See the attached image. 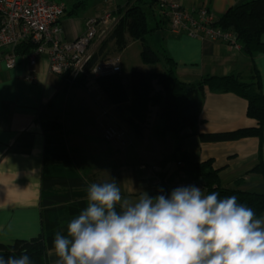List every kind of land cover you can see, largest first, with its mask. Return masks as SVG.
<instances>
[{
  "label": "crops",
  "instance_id": "0c3cea01",
  "mask_svg": "<svg viewBox=\"0 0 264 264\" xmlns=\"http://www.w3.org/2000/svg\"><path fill=\"white\" fill-rule=\"evenodd\" d=\"M56 1V0H55ZM71 11L77 0H62ZM120 0H87V8L75 16H66L61 23V40L72 41L87 30V21L112 13ZM127 1V0H125ZM184 10L209 9L218 18L230 7L248 0H175ZM160 9L153 19L161 20ZM163 43L161 49L177 64V76L184 83H195L207 75H240L253 77L249 57L223 41L195 38L186 32L171 31L168 25L156 32ZM264 41V37H263ZM129 45L131 47L132 43ZM99 48L97 42L91 52ZM161 50V51H162ZM264 90V54L255 59ZM123 69V66H122ZM124 72V69H123ZM122 72V73H123ZM248 103L235 94L208 92L201 112V124L196 130L163 134L159 108H152L142 139L128 135V145L117 148L104 141L108 127L122 125L106 95L94 80L85 88L64 92L61 76L51 74L44 58L36 67L21 59L15 69L0 68V244L31 239L42 230L40 199L46 139L42 122L60 120L64 125L69 149H88L83 154L99 158L98 170L106 179H114L121 187L122 197L135 200L140 192L158 195L150 182V172L156 169L162 177L177 171L172 156L178 145L194 162L213 160L219 170L221 184L234 187L244 178L241 190L264 193V176L251 172L264 163V143L258 138L209 143L201 135L254 128L257 122L247 115ZM86 164V160L83 161ZM103 166V168H100ZM206 195V191L203 190ZM264 219V218H263ZM50 264L58 257L52 250Z\"/></svg>",
  "mask_w": 264,
  "mask_h": 264
},
{
  "label": "trees",
  "instance_id": "16d2710c",
  "mask_svg": "<svg viewBox=\"0 0 264 264\" xmlns=\"http://www.w3.org/2000/svg\"><path fill=\"white\" fill-rule=\"evenodd\" d=\"M87 7V0H77L66 16L78 15ZM160 9V0H127L125 5L117 6L112 12L116 19L114 29L107 40L92 54L91 61L84 73L77 78L64 75V92L69 89L85 88L89 82L92 68L99 62L115 57L126 49L132 41L142 44L140 54L145 66L165 64L162 73L134 71L125 80L122 73L95 79L96 84L106 95L124 128L136 139L144 137L152 108H159V117L163 121V134L181 133L196 130L201 124V112L208 92L235 94L248 103L247 115L257 122L254 128L239 129L232 132L201 135L203 142L221 143L238 141L245 138H258L264 143V90L261 74L255 59L264 54V0H250L230 7L223 15L216 18L214 26L225 33H233L244 53L249 57L253 77L244 80L240 75H207L195 83H184L177 76V64L166 49L154 50L148 38L154 33L169 27V18L156 20V26L150 27L149 19ZM161 15V12H160ZM162 16V15H161ZM37 47L27 41L16 48L21 56L31 54ZM45 133L46 146L43 163L42 191L40 199L42 230L31 239L17 240L13 244H0V256H30L31 264H50L49 253L53 248L56 232L67 233L68 222L86 207L87 186L92 183L85 174L74 170L75 158L68 150L63 137V124L57 120L41 123ZM177 171L171 176H164L162 191L170 195L173 190L170 183L179 174L187 177L192 184L205 187L207 194L217 192L218 198L236 196L238 204L251 207L256 218L264 216V193L246 192L240 189L245 183L241 178L234 187L221 184L219 170L214 168L213 160L194 162L183 151L180 143L172 156ZM251 172L264 176V163H260ZM176 177V178H175ZM201 186V185H200ZM159 194V193H158Z\"/></svg>",
  "mask_w": 264,
  "mask_h": 264
},
{
  "label": "clouds",
  "instance_id": "9594fccd",
  "mask_svg": "<svg viewBox=\"0 0 264 264\" xmlns=\"http://www.w3.org/2000/svg\"><path fill=\"white\" fill-rule=\"evenodd\" d=\"M86 192V207L54 236L56 264H264V219L234 195L193 184L133 200L114 179ZM0 264L31 259L0 256Z\"/></svg>",
  "mask_w": 264,
  "mask_h": 264
},
{
  "label": "built area",
  "instance_id": "2783aa9c",
  "mask_svg": "<svg viewBox=\"0 0 264 264\" xmlns=\"http://www.w3.org/2000/svg\"><path fill=\"white\" fill-rule=\"evenodd\" d=\"M66 12V4L55 0H0V68L4 65L8 70L15 69L20 60L25 58L31 67H36L39 60L44 58L49 64L50 73L56 76L71 74L72 77H76L84 73L92 58L88 49L92 41L98 37L99 28L103 26L104 30L112 19L113 24L116 19L112 13L102 18H92L87 22L85 34L72 41H66L60 39L64 34L61 21ZM160 12L163 17L170 19L175 32L185 30L193 37L203 36L213 40L223 38L222 40L235 46L239 45L232 33L213 29L214 17L209 15L205 8L187 12L182 11L175 0H160ZM111 31L112 25L109 32L107 30L102 32L103 39L107 38ZM27 41L37 44L36 49L27 56L18 55L16 48ZM121 72L119 59L110 57L96 64L89 77L95 81L99 77ZM104 139L114 145H125V133L117 127H108ZM160 175L153 169L152 180L158 193L164 186ZM187 185L193 184L183 174L178 175L170 183L172 189ZM196 186L201 188L200 185Z\"/></svg>",
  "mask_w": 264,
  "mask_h": 264
},
{
  "label": "rangeland",
  "instance_id": "374dc122",
  "mask_svg": "<svg viewBox=\"0 0 264 264\" xmlns=\"http://www.w3.org/2000/svg\"><path fill=\"white\" fill-rule=\"evenodd\" d=\"M58 3H62L64 1L62 0H56ZM250 1V0H248ZM247 1V2H248ZM119 3H124L126 2L125 0H120L118 1ZM65 3V2H64ZM66 4V3H65ZM179 4V3H178ZM67 6V5H66ZM180 6V9L182 11H186L182 8V6L179 4ZM87 8V7H86ZM85 8V9H86ZM205 10L208 12L209 15L213 16L214 17V23L216 22V18L214 16V14L207 8H205ZM105 16V15H104ZM102 16V17H104ZM161 16V15H160ZM102 17H99V18H102ZM163 17V16H161ZM92 19V18H91ZM94 19V18H93ZM90 20V19H89ZM88 20V21H89ZM87 21V22H88ZM114 20L112 19V22L106 26L107 28H105L104 30H102L104 27L101 26L99 28V34H98V37H96L91 45L89 46V49H88V53L90 54H93V52H91L90 50V47L92 46V44H94L95 42L98 43L99 47L101 45V43L105 40L108 39L109 35L107 38L103 39V37L101 36L102 32L107 30L109 32V30H111V25H112V30L114 29L115 27V24L116 22L113 24ZM149 24H150V27H155L156 26V21L150 17L149 19ZM87 25V24H86ZM213 29H217V27H215L214 25H212ZM169 29L172 31H176L173 29V27H171V21L169 19ZM87 31V30H86ZM180 32H186L185 30H179L177 33H180ZM223 32V31H222ZM86 33V32H85ZM84 33V34H85ZM224 33V32H223ZM230 33V32H229ZM188 34V33H187ZM199 34H202V33H199ZM233 34V33H232ZM234 35V34H233ZM190 36V35H189ZM193 37V36H191ZM195 38H203V36H198V37H195ZM208 39H211V38H208ZM223 39V38H222ZM222 39H218V40H214V41H223L225 43H227L228 45H231L237 49H242V47L240 46V44L238 46H235L234 44L232 43H229V42H226ZM213 40V39H211ZM148 42L150 44V46L156 50L157 52L161 53L160 51L162 50L161 49V45H163V43L161 42V40L159 39L158 37V34L157 33H154L152 36H150L148 38ZM141 51H142V44L139 42V41H134L131 45V47H127L126 49H124L123 51L119 52L115 57L119 59V62H120V65H121V68L123 66V69H124V72H123V69H122V75L124 77V79L126 80L127 79V76H129L131 73H133L134 71H140V72H146V73H162L166 70V67H165V64L164 63H161L159 65H155V66H145L142 61H141V57H140V54H141ZM67 76H70L71 78H77L79 75H77L76 77H72L71 74H66ZM92 79L89 77V81H91ZM71 90V89H70ZM55 120V119H54ZM60 120L57 119V122H59ZM62 123V121H60ZM63 124V123H62ZM64 127V125H63ZM117 128H119L120 130H122L124 133H125V145L124 146H118V145H114V144H111L109 142H107L105 139L104 141L106 143H108L109 145L113 146V147H117V148H125L127 147L128 145V135L130 132H128L123 125L121 126H118ZM107 129H105L106 131ZM104 131V133H105ZM63 137H64V140H65V143H67L66 141V134H65V130L63 128ZM103 138H104V135H103ZM67 147H68V144H67ZM68 150L71 151V154L73 155V157L75 158V166H74V170H76L78 173L80 172V174H85L86 177H88L90 179V181L93 182H102V181H108L105 177V175L100 172L98 170V163H99V160L102 162L101 159L99 158H94L93 155H89V156H86L83 154L84 151H87L88 149H76V148H72L71 150L69 149L68 147ZM86 160V164L83 163V161ZM103 163V162H102ZM177 166H180V167H183L184 164L181 163L178 164ZM100 168H103V166H100ZM150 182L152 183V186L154 187V191H156L158 193V189L156 188V185H155V182L152 180V174H153V171H151L150 173ZM180 175V174H179ZM42 176H43V173H42ZM162 175L159 176V178H162L163 180V177H161ZM165 184V183H164ZM201 185V188L202 187H205L204 184L201 182L200 183ZM204 189V188H203ZM160 193V192H159ZM264 218V216H263ZM262 218V219H263Z\"/></svg>",
  "mask_w": 264,
  "mask_h": 264
},
{
  "label": "water",
  "instance_id": "95a60500",
  "mask_svg": "<svg viewBox=\"0 0 264 264\" xmlns=\"http://www.w3.org/2000/svg\"><path fill=\"white\" fill-rule=\"evenodd\" d=\"M201 182L203 183V181L201 180ZM204 184V183H203ZM204 186H205V184H204Z\"/></svg>",
  "mask_w": 264,
  "mask_h": 264
}]
</instances>
